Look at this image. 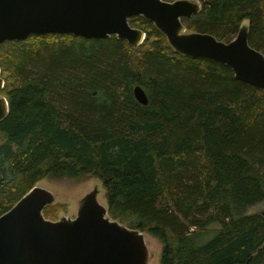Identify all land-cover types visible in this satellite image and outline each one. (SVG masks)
Segmentation results:
<instances>
[{"label":"trees","instance_id":"16d2710c","mask_svg":"<svg viewBox=\"0 0 264 264\" xmlns=\"http://www.w3.org/2000/svg\"><path fill=\"white\" fill-rule=\"evenodd\" d=\"M197 1L190 32L229 42L248 21L264 53V0ZM130 22L139 46L72 33L0 46V216L44 178H96L113 220L160 240L161 264H264V213L249 212L264 202V90Z\"/></svg>","mask_w":264,"mask_h":264},{"label":"water","instance_id":"95a60500","mask_svg":"<svg viewBox=\"0 0 264 264\" xmlns=\"http://www.w3.org/2000/svg\"><path fill=\"white\" fill-rule=\"evenodd\" d=\"M201 9L197 0H0V45L32 34L72 33L89 39L116 35L139 46L146 33L130 19L142 15L177 52L225 63L236 78L264 90V53L250 44L247 27L229 42L210 33L185 32L183 20ZM4 86L0 67V90ZM134 93L140 103L148 104L140 85ZM9 111L7 98L0 97V121ZM53 201L51 192L35 186L0 216V264L148 263L144 233L113 220L98 201L97 189L86 196L72 220L46 218L44 210Z\"/></svg>","mask_w":264,"mask_h":264},{"label":"rangeland","instance_id":"374dc122","mask_svg":"<svg viewBox=\"0 0 264 264\" xmlns=\"http://www.w3.org/2000/svg\"><path fill=\"white\" fill-rule=\"evenodd\" d=\"M248 23V21H245L243 26L248 27ZM185 32L190 33V30L185 27ZM36 186H39L54 195V201L50 205L61 207L59 208L55 218L51 219L54 221L64 218H67L69 220L75 219L78 216L80 207L86 196L96 189L98 190V201L108 209L105 189L102 185V182L96 178L48 177L40 180ZM249 212L264 213V202L251 207L249 209ZM143 233L148 249L147 264H161L160 257L162 251V243L158 238L154 237L150 233Z\"/></svg>","mask_w":264,"mask_h":264}]
</instances>
